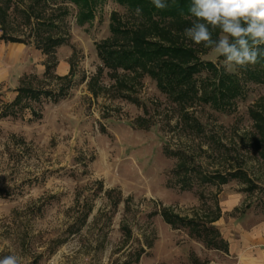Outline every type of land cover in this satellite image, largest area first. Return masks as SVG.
I'll return each mask as SVG.
<instances>
[{
  "label": "rangeland",
  "instance_id": "obj_1",
  "mask_svg": "<svg viewBox=\"0 0 264 264\" xmlns=\"http://www.w3.org/2000/svg\"><path fill=\"white\" fill-rule=\"evenodd\" d=\"M114 11L128 26L140 23L115 0L84 25L69 1L0 0L7 39L31 50L48 35L66 39L50 56L52 76L30 82L57 100L41 95L6 110L18 85L11 75L0 82V258L10 247L25 264H259L264 82L243 79V95L219 110L201 100L180 104L146 73L109 71L96 43L111 36ZM200 57L213 61L215 54ZM239 170L254 191L241 177L203 179ZM164 209L215 226L224 241L211 243L214 231L199 235L190 224L168 223Z\"/></svg>",
  "mask_w": 264,
  "mask_h": 264
},
{
  "label": "trees",
  "instance_id": "obj_2",
  "mask_svg": "<svg viewBox=\"0 0 264 264\" xmlns=\"http://www.w3.org/2000/svg\"><path fill=\"white\" fill-rule=\"evenodd\" d=\"M59 1L73 3L77 7V22L84 25L95 19L97 7L105 0ZM115 1L126 7L133 16H139L141 19L137 26H128L118 12L111 13L109 24L111 36L96 43L102 66L109 71L116 72L118 69H123L146 73L157 81L162 91L171 95L180 104L185 106L195 100H201L219 110L230 107L233 99L243 95L245 92L243 79L257 83L264 82V58L255 65L237 67L239 70L237 73L229 72L223 66L217 67L212 60H203L200 57V52L206 53L209 49L204 48L202 44H195L184 36V30L190 27L195 19L189 12L191 0H165L168 4L165 9H157L152 0ZM137 7L141 8L140 15L136 14ZM220 34L217 30L213 36L218 38ZM3 37L6 38L5 33ZM45 39L43 44L36 46L47 57L43 79L52 76L56 64L55 61L52 62L50 56L55 53L58 46L66 42L62 36L48 35ZM8 40L22 42L18 38H8ZM223 59V57L219 58L221 61ZM203 72H206L203 81L197 80V76ZM72 74L71 69L70 75ZM33 78L35 77L26 76L22 79L21 85L17 88L16 97L6 106V110L23 103L29 106L28 100H39L41 95L57 100L58 94L53 91L32 86L30 82ZM57 78L67 79L68 75L57 76ZM257 127L264 133V126L258 124ZM238 177L246 180L247 191H254L256 184L243 170L205 174L203 179L224 184L230 178ZM163 217L172 225H175L176 221L190 224L199 235H202L203 229L208 232L214 231L216 236L211 243L217 242V239L221 237L220 231L215 226H204L195 219H186L165 209ZM217 219H213L212 222Z\"/></svg>",
  "mask_w": 264,
  "mask_h": 264
},
{
  "label": "clouds",
  "instance_id": "obj_3",
  "mask_svg": "<svg viewBox=\"0 0 264 264\" xmlns=\"http://www.w3.org/2000/svg\"><path fill=\"white\" fill-rule=\"evenodd\" d=\"M165 9V0H152ZM189 12L195 18L184 36L215 54L213 63L226 70L255 65L264 58V0H191ZM141 14V8H136ZM221 33L214 38L215 32ZM223 57L222 64L219 58ZM0 251H3L0 248ZM0 264H25L22 256L9 247Z\"/></svg>",
  "mask_w": 264,
  "mask_h": 264
},
{
  "label": "crops",
  "instance_id": "obj_4",
  "mask_svg": "<svg viewBox=\"0 0 264 264\" xmlns=\"http://www.w3.org/2000/svg\"><path fill=\"white\" fill-rule=\"evenodd\" d=\"M3 34L4 31L0 29V82L5 78L4 76H8L7 78L10 79L11 75L13 85L19 87L22 79L26 76L35 78L42 76L46 70L45 59L41 57L44 54L42 50L37 47H34L33 50L28 49L25 42L8 40L3 37ZM4 65H9L8 72L4 71ZM43 66L44 71L41 70ZM263 261L261 256V258H256L254 263L261 264ZM241 264H247L246 260Z\"/></svg>",
  "mask_w": 264,
  "mask_h": 264
}]
</instances>
